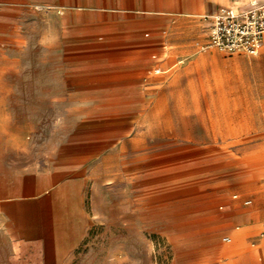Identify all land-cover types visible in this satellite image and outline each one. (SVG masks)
<instances>
[{"label": "rangeland", "instance_id": "obj_1", "mask_svg": "<svg viewBox=\"0 0 264 264\" xmlns=\"http://www.w3.org/2000/svg\"><path fill=\"white\" fill-rule=\"evenodd\" d=\"M246 1L95 0L86 9L100 15L78 18L77 37L62 55L49 48L63 8L45 0L24 1L15 13L0 7V167L14 161L44 169L76 161V144L92 148L83 217L63 194L47 209L51 244L73 233L72 247L51 264H176L184 251L197 254L229 234L236 222L228 217L245 209L236 203L221 213L218 206L227 210L232 193L254 192L231 189L229 179L264 180L255 176L264 168V89L255 85L264 64L239 67L254 85L246 110L232 101L241 93L231 86L239 70L227 60L262 49L220 52L225 61L202 72L196 95L186 86L192 75L181 72L200 53L204 16ZM137 62L136 75L120 70ZM178 75V85L170 84ZM167 123L175 136L164 133ZM2 244L0 264H9ZM232 249L234 257L253 248L241 237Z\"/></svg>", "mask_w": 264, "mask_h": 264}, {"label": "crops", "instance_id": "obj_2", "mask_svg": "<svg viewBox=\"0 0 264 264\" xmlns=\"http://www.w3.org/2000/svg\"><path fill=\"white\" fill-rule=\"evenodd\" d=\"M24 1L27 0H0V7L3 6L6 10L15 13L20 11V7L23 6L22 2ZM45 1H50L54 6L63 8L62 14L55 17L57 27L54 34V42H52L53 44L49 48L56 55H62L64 53L63 45L68 42V39L77 37V32L80 30L78 25L79 17H83L82 22L87 23L100 15L92 10L86 9L98 6L95 0ZM257 1L264 3V0ZM246 2L242 5H245ZM219 6H216L210 14L204 16L203 41L200 46L207 39L208 17ZM70 7H83L85 9L79 12V10L67 9ZM200 46V53L195 54L191 59L193 64L184 66L181 74L183 73L188 77L192 75L201 81L203 71L207 75L210 66L225 61V59L222 58L221 51L213 48L201 51ZM261 49V53L257 57L248 58L239 55L229 58L227 62L239 67L248 65L251 69L253 67H261L264 64V45H262ZM67 53L66 51L65 54ZM163 56L167 58L168 54L166 53ZM141 65L138 62L133 65L124 64L121 65L120 70L127 72L125 75L129 77L140 72L141 69L139 67ZM196 66L200 68V72L196 69ZM239 67H237L236 72H238ZM56 70L61 71L62 68L59 67ZM77 70L75 69L73 72ZM154 70L156 72L158 71L156 68L150 71L154 73ZM194 70L196 73L198 71L196 76L193 75L195 73ZM186 71L187 73H185ZM240 72L241 70L238 72L239 77L232 82L231 86L240 88L241 93L232 101L238 103L240 109L245 108L247 110L248 104L255 102L254 96L252 95V87L254 85L252 84L253 81L249 78H241ZM176 77H174L170 84L178 85L176 84ZM255 85L261 92L264 89V80H257ZM205 86H211V84L207 83ZM206 97L205 100L207 102L214 104L217 101L212 95H206ZM217 110L218 108L213 106L214 113H217ZM164 130L166 135L176 134L173 127L168 123L164 127ZM75 147L79 151V158L73 162L66 160L65 162H57L48 168L36 169L27 167L25 164L16 167L14 161H7L6 165L0 167V238L3 242L5 258L9 264H51L62 258L72 247L70 246L71 236H73L72 232L59 241L55 240L54 245L51 244L47 232L46 213L51 201H57L60 194H63L67 199V202L65 201L67 208L73 210L74 214L78 217H83L84 215L82 213L81 202L83 198L82 194H88V177L91 165L87 163L92 148L91 144L88 143L76 144ZM152 164L154 162H148L146 165ZM83 170L85 174H82ZM261 175L264 176V168L255 173L256 177ZM229 180L231 182V189H236L240 192L254 190V192L246 195L238 193L230 194L227 199L229 202L228 209L223 210V205H219V211L221 213L229 211L230 207L236 203L245 210L228 217L230 221L236 222L233 227L227 230L229 234L222 235L218 241L207 243L197 254H193L191 251H184L176 264H194L197 261L195 258L196 255L199 256L198 262L202 264H264V239H260L257 236L261 222L264 220V194H260L261 192L259 191L264 186V180L247 182V180L243 181V178L239 176H232ZM233 194H237L238 199H233ZM244 199H250L251 204L244 205L242 203ZM218 217L219 220L223 219L222 216ZM224 237H228L229 241H224ZM241 237L246 238L249 246L253 249L231 257L230 254L235 253L232 248H234ZM256 257H258L259 262L255 261Z\"/></svg>", "mask_w": 264, "mask_h": 264}, {"label": "built area", "instance_id": "obj_3", "mask_svg": "<svg viewBox=\"0 0 264 264\" xmlns=\"http://www.w3.org/2000/svg\"><path fill=\"white\" fill-rule=\"evenodd\" d=\"M208 20L207 39L200 46L201 51L213 48L229 54L256 55L264 45V3L248 0L241 6L220 5ZM232 198L238 199V195L233 194ZM242 203L250 205L251 200L244 199ZM257 236L264 239V220Z\"/></svg>", "mask_w": 264, "mask_h": 264}, {"label": "bare ground", "instance_id": "obj_4", "mask_svg": "<svg viewBox=\"0 0 264 264\" xmlns=\"http://www.w3.org/2000/svg\"><path fill=\"white\" fill-rule=\"evenodd\" d=\"M241 6V5H240ZM193 64V63H192ZM239 67V66H238ZM183 71V70H182ZM185 73H187V71L185 72ZM197 73H198V71H197ZM183 74V73H182ZM201 74V73H200ZM240 74V73H239ZM179 76V75H178ZM177 78V80H176V82H178V80H179V78H180V76L179 77H176ZM242 78V77H241ZM174 79V78H173ZM197 81H200V80H198L196 77H194V76H192L191 78H189L188 79V83L186 84V86H187V89H189L190 91H191V93H193V94H197V92H196V88L198 87V84H197ZM244 90V89H243ZM240 92H241V90H240ZM245 92V91H244ZM247 92V94H249L248 93V91H246ZM182 93V90H181V92H179V94H181ZM243 94V93H242ZM182 96V95H181ZM243 96V95H242ZM245 96H246V94H245ZM158 100V99H157ZM159 101V100H158ZM161 102V101H160ZM158 104V103H157ZM162 105V104H161ZM162 107V106H161ZM178 109H179V111H180V113H185L186 111H187V107H186V105L184 104V101L182 100V99H180L179 100V103H178ZM159 110V109H158ZM164 110H165V108H164ZM216 110V109H215ZM161 112V111H160ZM208 117V116H207ZM170 119V118H169ZM205 119V118H204ZM167 121V120H166ZM172 121V120H171ZM205 121V120H204ZM208 123V122H207ZM163 124V123H162ZM164 130V129H163ZM164 132H165V130H164ZM175 132V131H174ZM168 134H169V132H168ZM172 134V133H171ZM175 136V135H174Z\"/></svg>", "mask_w": 264, "mask_h": 264}]
</instances>
